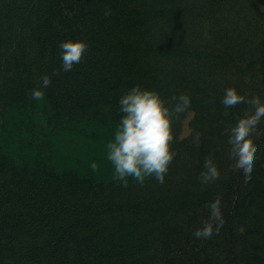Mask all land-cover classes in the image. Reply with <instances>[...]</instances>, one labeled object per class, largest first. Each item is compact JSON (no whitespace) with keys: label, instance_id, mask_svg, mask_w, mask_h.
Here are the masks:
<instances>
[{"label":"trees","instance_id":"obj_1","mask_svg":"<svg viewBox=\"0 0 264 264\" xmlns=\"http://www.w3.org/2000/svg\"><path fill=\"white\" fill-rule=\"evenodd\" d=\"M68 38L89 48L54 72ZM134 84L169 103L191 97L194 116L172 122L163 183L125 186L106 157L118 98ZM229 86L245 99L226 109ZM261 99L264 0H0V264H264V122L247 183L223 149ZM205 156L220 172L212 183L199 175ZM213 201L219 231L198 244Z\"/></svg>","mask_w":264,"mask_h":264},{"label":"clouds","instance_id":"obj_2","mask_svg":"<svg viewBox=\"0 0 264 264\" xmlns=\"http://www.w3.org/2000/svg\"><path fill=\"white\" fill-rule=\"evenodd\" d=\"M105 10V14L110 13ZM60 67L54 72L69 71L74 64L79 63L85 55L89 44L84 39H64L59 42ZM51 83V76L47 73L41 75L40 86L30 90L31 97L41 100L45 97V89ZM166 102L158 89L134 84L127 88L118 98L121 116L115 125L112 138L106 144V157L113 168V179L119 180L125 186L129 178L143 184L146 178L154 177L160 183L165 180L169 164L176 153L171 148L175 139L172 128L173 119L179 114H185V121L194 116L190 108L191 97L187 92H179ZM245 97L238 93L234 86L224 90L221 102L226 109L229 106L241 104ZM249 118L233 127L225 139L223 146L225 164L242 183L251 179V173L257 157L252 150L249 140L255 134L257 125L264 122V99L257 104H248L244 109ZM227 115V111L225 112ZM189 127L186 135L192 134ZM201 133L195 131L193 140L200 143ZM204 166L200 178L204 183H212L219 177L220 172L211 156H205ZM90 168L97 170L99 164L96 160L90 162ZM220 223L217 215L215 201L205 210V225L196 230L194 241L204 244L210 239H215Z\"/></svg>","mask_w":264,"mask_h":264}]
</instances>
